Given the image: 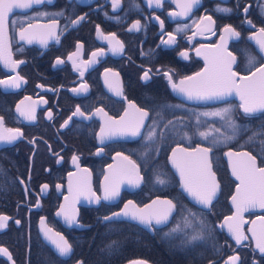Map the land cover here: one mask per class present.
<instances>
[{"label": "flooded vegetation", "instance_id": "1", "mask_svg": "<svg viewBox=\"0 0 264 264\" xmlns=\"http://www.w3.org/2000/svg\"><path fill=\"white\" fill-rule=\"evenodd\" d=\"M179 11L176 0H161L159 7L155 2L149 6L147 0H118L117 7L113 0H44L9 14L12 60L24 63L10 69L0 62V80L19 76L23 81L18 88L0 84V117L5 128L19 129L22 135L10 143L0 142V216L8 217L6 227L0 228V248L10 253V258L0 253V264H232L228 258L235 256L236 264H264V253L250 231L264 232V208L245 211L242 231L248 239L240 244L219 226L234 212L230 197L238 183L225 153L246 149L264 166V135H258L264 132V111L245 114L241 101L232 95L214 101L188 100L172 89V83L202 72L206 55L231 61L239 76L264 64L259 58L255 65L249 64V58L259 53L254 34L264 27V0H200L188 15H170ZM79 17L84 18L71 23ZM29 21L41 26L35 31H51L59 39L49 38L47 44L21 40L20 27ZM136 21H140L138 30L132 28ZM227 25L239 37L227 36ZM98 28L106 37L115 33L123 49L112 51L113 43L98 36ZM169 33L174 43H164ZM197 50L202 54L197 55ZM101 51L102 55L92 56ZM146 71L148 79H144ZM85 84L86 92L73 91ZM229 106L239 127L234 139L225 140L233 135L228 117L203 113ZM77 107L83 116L73 115ZM136 109L149 114L140 135L101 140L100 130L108 118L119 120L127 112L125 119L135 121ZM21 111H32L35 119H27ZM65 121L67 126L62 127ZM152 127L157 136L148 140ZM210 128L220 131L208 140L197 134ZM213 137L219 142L213 144ZM198 146L211 148L208 155L219 185L218 197L207 207L189 199L181 176L170 165L172 150L182 147L187 152H180L177 159L195 167ZM133 164L142 177L139 186L124 179ZM105 176L109 182L124 179L114 200L103 199ZM158 177L165 183L160 184ZM96 197H101L99 203ZM157 199L172 200L177 208L171 219L151 229L129 217L104 220L122 211L128 201L142 208ZM62 206L75 214V223L66 221ZM46 229L60 233L72 245L69 256L60 255L43 238ZM193 235L200 238L192 241Z\"/></svg>", "mask_w": 264, "mask_h": 264}, {"label": "snow or ice", "instance_id": "2", "mask_svg": "<svg viewBox=\"0 0 264 264\" xmlns=\"http://www.w3.org/2000/svg\"><path fill=\"white\" fill-rule=\"evenodd\" d=\"M155 2V5L159 7L161 5V0H147L149 6ZM177 6L180 9L179 12L171 13L172 16H186L189 12L192 11L193 7L200 3V0H176ZM44 0H0V62H3L6 68L15 69L18 65L24 63L22 60H12L11 48L8 38V28H9V14L13 13L15 9H29L34 4H42ZM118 6V0H113V7ZM218 11L228 12L230 9L223 8L217 9ZM247 11V9H245ZM40 15V14H38ZM43 15H47L44 13ZM84 17H79L78 20L71 21L72 24L79 23ZM159 20V17H156ZM207 20L210 23H214L211 17H207ZM13 24L17 21H12ZM251 23V21H249ZM161 26H163V21H160ZM54 26V22H53ZM41 27L38 24L28 22L26 27H20L19 37L21 40H27L28 43H32L34 40L39 41L42 44H47L49 38L59 39L56 37L53 32L49 31L47 33H41L35 31L37 28ZM48 27V26H45ZM185 27H187L185 25ZM133 29L140 28V21H136L132 25ZM177 31H183V28H178ZM224 32L229 37H239L240 33L237 32L231 25L224 27ZM97 35L103 39H107L110 43H113L112 51L117 52L123 49V44L115 39V33L110 34V36H104L102 32L97 31ZM169 40L164 43H174L175 37L169 33ZM254 38L259 47V53L257 56H252L249 58V64L255 65L259 59H264V27L260 28L257 33L254 34ZM224 40V37H221ZM82 47V46H81ZM219 47V46H217ZM78 53H74L76 55ZM100 53L93 52L92 56L96 57ZM202 53L197 50V55ZM182 56H186L187 53H181ZM229 56L231 54H228ZM69 59H72L70 56ZM234 59V58H233ZM207 61L206 66L202 72H198L195 76L185 77L180 80L179 84L172 83V89L183 96L188 100H220L224 97L230 96L235 92L239 95L241 104L240 108L243 109L245 114H252L258 111H264V64L256 69V72H253L249 76H239L238 73L232 71L231 61H223L218 55H213L212 57L205 56ZM95 61H90L89 63H94ZM57 63H63V61L57 60ZM257 73L259 75H257ZM83 75V72H81ZM239 76L240 83H237V78ZM144 79H148V72L144 73ZM168 80L171 82L172 77L168 75ZM23 77L17 76L15 79H10L9 81L0 80V84L10 85L13 87H20ZM110 87H113L110 85ZM114 90L117 92V95H120L118 87H115ZM73 91H87V85H81L79 89H73ZM130 107L135 108L131 102ZM178 107V106H177ZM19 111V108H18ZM102 109H97V112H102ZM233 109L231 106L217 109L211 113H203V115H211L221 117L222 119L228 117L226 123L229 128L233 130L232 136H225V140H232L235 138V132L239 127L236 125L235 121L231 119L230 114ZM138 113V118L135 121H128L125 118L128 116V113L125 112V115L120 117L119 120H114L108 118L106 121L105 127L101 128V140L109 139L112 136L116 135H140V129L144 126V119L148 117V112L142 109H136ZM20 114L25 116L29 120L35 119V116L32 111L24 112L21 111ZM51 115V114H50ZM73 115L83 116L82 113L77 107V110ZM106 115V114H105ZM71 119V117H69ZM172 121H168V124H171ZM4 121L3 117H0V142L7 141L12 142L16 140L19 136L22 135L19 129H10L3 126ZM68 121H65V124L62 127L67 126ZM168 124L164 125L165 127ZM155 125V122H154ZM219 129L210 128L208 131L198 132L197 134L200 137H203L204 140H208L213 132H219ZM162 136V133L160 134ZM185 135H187L185 133ZM258 135H264V132L259 133ZM157 136L155 127L149 129L146 139L152 140ZM190 139V137H189ZM250 141L253 139L249 138ZM213 144L219 142L213 137ZM181 153L187 152L185 149L179 150ZM198 154V161L195 167L188 161L177 159V151L174 150L172 154V163L177 168L180 173L182 186L185 191L200 205L210 206L212 204L213 198L216 196L217 190L219 188L218 183L215 180V173L211 171V161L209 159V153L211 148H197L194 150ZM121 155V154H117ZM229 157H240L243 156L246 158L247 162L242 166H237V163L233 161L232 171L233 174L239 179L240 186L236 189V195L232 197V202L236 207V214L234 216L226 217L224 224L220 227L227 226L228 231L235 238L236 243L240 244L241 241L247 240L248 237L242 231V225L245 221L242 218V213L250 208H264V168H258L256 166V157L252 156L251 153H227ZM78 157H73L75 162ZM127 160V157H124ZM112 166L109 165V168ZM87 172V169L84 170ZM124 179L127 183L132 186H139L142 177L139 176L138 169L133 164L132 172L127 174ZM124 179L119 181L109 182V177L105 176V185H104V200H114L120 194V186L124 182ZM160 184H164L165 181L157 178ZM45 188L47 185L44 186ZM90 193V188L88 189ZM69 192H72L71 186L69 187ZM80 194H84L82 191ZM68 198L65 197V200ZM96 202L99 203L101 197H96ZM177 208V205L173 203L172 200H153L151 204H146L142 208L135 205L133 201H128L122 211L115 212L112 216L104 217L106 221H112L117 217H129L131 220L138 221L140 224L148 226L150 229L155 227V225H160L169 220V217L172 215L173 211ZM61 213L64 214L66 221L71 224L76 222L75 214H68L63 206L61 207ZM60 215V213H58ZM190 216L195 217L196 213L189 212ZM185 223H189L187 217L184 218ZM8 217L0 216V228L6 227V222ZM155 222V224L153 223ZM19 223V221H16ZM43 224V220L41 221ZM203 224V221H200ZM261 223L264 224V218H261ZM255 224V221H253ZM173 229L172 231H177ZM252 231L253 237L256 238V247L261 253H264V232H261L259 235ZM52 233L51 229H46V234ZM166 235H170L166 234ZM53 244L58 249L59 254L62 256H69L72 252V245L62 236L60 233H54L50 236ZM199 235H193L191 237L192 241L199 239ZM0 253H3L6 256H9L8 250L6 248H0ZM229 261H232V264H236V261L239 259L238 256L229 257ZM82 264V262H81ZM133 264H146V262H133ZM227 264V262H226Z\"/></svg>", "mask_w": 264, "mask_h": 264}, {"label": "water", "instance_id": "3", "mask_svg": "<svg viewBox=\"0 0 264 264\" xmlns=\"http://www.w3.org/2000/svg\"><path fill=\"white\" fill-rule=\"evenodd\" d=\"M256 42V41H255ZM259 48V47H258ZM254 72H256V70L254 71ZM253 73V72H252ZM252 73L251 74H249V75H247V76H251L252 75ZM257 75H259L258 73H257ZM237 83H240V81H238ZM232 96L233 97H235L236 99H238V100H240V97H239V95L238 94H236L235 92H233V94H232ZM209 101H214V100H209ZM241 101V100H240ZM182 147H176V148H174L173 150H172V152H171V155H170V165H171V167L173 168V170L180 176V173H179V171L177 170V168L173 165V163H172V154H173V151L174 150H176L177 151V155H179V153H180V149H181ZM197 148H205V147H203V146H198ZM196 148V149H197ZM183 149V148H182ZM195 152V151H194ZM229 152H232V153H244V152H248V153H251L249 150H246V149H241V150H236V149H229V150H227L226 151V153H225V157H226V159H227V162H228V164H229V169H230V171L232 172V174H233V171H232V165H233V161H235L236 163H237V166L239 167V166H242L243 164H245L246 162H247V160H246V158L245 157H243V156H240V157H229L228 155H227V153H229ZM251 155L252 156H254L252 153H251ZM211 166H212V164H211ZM256 166L258 167V168H264V166L263 167H260L259 165H258V162H257V159H256ZM211 171H213V169H212V167H211ZM233 176H234V178L238 181V183H237V185H236V187H235V191H234V193L232 194V196L230 197V204H231V206L233 207V209H234V212H233V214L232 215H229V216H226V217H230V216H234L235 214H236V207H235V205L233 204V202H232V197L234 196V195H236V189H237V187L238 186H240V181H239V179L233 174ZM186 192V191H185ZM218 194H219V192L217 191V193H216V196L213 198V200L214 199H216L217 197H218ZM186 195L189 197V199L193 202V203H195V204H197V205H200V204H198L187 192H186ZM158 200V199H157ZM212 200V201H213ZM149 204H151V203H149ZM200 206H204V205H200ZM251 209V208H250ZM176 210V209H175ZM175 210L173 211V213L175 212ZM172 213V214H173ZM245 213V211L242 213V216H243V214ZM172 216V215H171ZM171 216L169 217V219H171ZM225 217V218H226ZM225 218L223 219V221H222V223L219 225V226H221L222 224H224V221H225ZM226 231H228V228H227V226H225V227H223ZM228 233H230L229 231H228ZM51 234H53V233H50V234H46V231H44L43 232V238L49 243V244H51L53 247H54V249L59 253V251H58V249L55 247V245L53 244V242H52V239L50 238V236H51Z\"/></svg>", "mask_w": 264, "mask_h": 264}]
</instances>
